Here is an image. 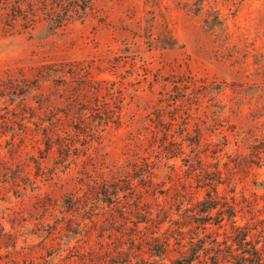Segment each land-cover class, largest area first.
Returning a JSON list of instances; mask_svg holds the SVG:
<instances>
[{"label": "rangeland", "instance_id": "374dc122", "mask_svg": "<svg viewBox=\"0 0 264 264\" xmlns=\"http://www.w3.org/2000/svg\"><path fill=\"white\" fill-rule=\"evenodd\" d=\"M83 2L0 0V264H172L169 219L204 237L187 209L215 188L264 250V0ZM61 61L84 69L42 108L8 94L6 69Z\"/></svg>", "mask_w": 264, "mask_h": 264}, {"label": "trees", "instance_id": "16d2710c", "mask_svg": "<svg viewBox=\"0 0 264 264\" xmlns=\"http://www.w3.org/2000/svg\"><path fill=\"white\" fill-rule=\"evenodd\" d=\"M83 1V4H78V6L85 10L91 0ZM199 1H201V4H203L204 2V0ZM75 11L79 12V9L77 8L75 9ZM57 16H60L59 13H57ZM207 22L209 23L211 28H215L216 26H223V20L216 12H214V17L211 20L207 19ZM148 35L151 36L150 33ZM77 65L79 64H77L75 61H61L58 63L45 62L35 66L31 65L26 70L23 67L18 68V70L8 68L3 72L7 75V79L12 84L10 90L8 91V94L21 96V104H25V107L28 109H33L32 105L28 106V97L26 96V92L28 91L27 88L34 87L33 90H39L40 92L35 93L33 97L36 98V102L39 104V108H42L44 106V101L48 100L49 98V96L45 95L42 91L45 87L44 83H53L56 86V92H54V94L61 93L62 87L60 86H64L66 88V85L69 83L68 76L72 79L76 78V75H80V72L84 69ZM88 74H90V72ZM182 79V81L185 82V85H189L195 82L192 77ZM80 81L83 82L86 81V79L81 78ZM22 82H24L23 85H21ZM105 82L106 80H101V83ZM11 101L13 103L15 99L11 98ZM70 101L71 102L68 103L69 108L67 110L57 108L58 111L56 113L51 111L49 117H62L61 115H59L60 112H63L66 117H69L71 112L73 113L74 111L73 102H75V99H72ZM85 109V105L79 103L78 111L74 112V117H85L86 113L82 112ZM110 112L111 114H108L107 117L116 116L115 111H109V113ZM99 117L102 116L100 115ZM130 188H132V185ZM213 191L215 192L214 194L209 191L203 200L198 201L196 205V207H198L197 213L194 211L195 209H187V211L194 212V214L190 215V221L187 223V226H190V224H192L193 222L197 223L198 225L196 226V229L203 230V233H205L204 237H199V233L194 232L193 234L197 235L190 237V241L187 245L183 242L185 238V231L183 230V228L186 225L172 218L169 219L171 223H176L177 225H179L177 229L171 230V226L166 229V231L171 230L170 237L174 236L175 234L183 236L180 239L175 237V244L178 245L180 249L178 251L179 256L173 259L172 264H194L195 261L202 262V253H204V255L206 256V264H222L220 255L221 251H225L227 253L224 259L228 258L227 260L231 262V264H264V250L258 247L260 241L254 242V240L250 238L251 230L249 229V227L238 224L236 219V207L229 204L228 202L220 201L217 188H215ZM232 199L235 202V197H233ZM220 204L221 208L218 209V206ZM180 210L181 206L178 207V211ZM214 210H216L215 213ZM226 217L231 221V228L233 229L232 232H234V236H228V238H230L233 242L231 245H228V239L224 242H221L218 238L219 235L214 237L213 232H206L207 224L211 222L219 225V228H224V220L226 219ZM162 222L164 221H160L159 223L161 224ZM161 228L162 226H159V230ZM189 231L191 232L192 229H189ZM170 237L166 236L165 240H162L160 237H154L156 242L151 247L153 255L166 256V254L171 249ZM195 238H198L197 241L195 240ZM207 238L211 239L210 242L207 241ZM207 244H212V246H208ZM222 244H226L225 249H222ZM234 244L237 245L235 250L233 249ZM236 251H238V253H236Z\"/></svg>", "mask_w": 264, "mask_h": 264}]
</instances>
